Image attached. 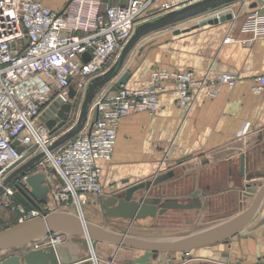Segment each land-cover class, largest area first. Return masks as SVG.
<instances>
[{
	"label": "built area",
	"instance_id": "1",
	"mask_svg": "<svg viewBox=\"0 0 264 264\" xmlns=\"http://www.w3.org/2000/svg\"><path fill=\"white\" fill-rule=\"evenodd\" d=\"M122 1V5L103 10L98 0H74L65 11H56L42 0H0V187L9 174L45 152L43 160L51 164L55 175L48 179V199L42 203L48 213L75 209L84 217L83 207L92 197L103 195L98 161L112 160L124 117L154 115L160 108L159 94L170 86L178 93V105L188 106L203 90L209 89V96L215 97L221 87L237 83L236 75L228 72L216 78H197L191 70L153 68L145 88L113 85L97 90L102 91L90 108V113L98 112L93 126L89 121L80 134L50 152L49 146L77 123L52 135L40 117L54 102L71 104V119L74 101L115 64L139 24L202 0ZM261 7L250 10L243 25L244 31L256 36L264 35ZM224 41L234 39L228 35ZM71 88L76 91L74 100ZM253 92L264 93V75L256 78ZM249 126L245 125L243 134ZM20 146L25 147L22 153ZM39 171L49 174L44 168ZM17 183L29 189L25 177ZM16 191L14 183L4 188L6 205L12 203ZM12 205L20 214L19 222L41 216L34 206ZM63 240V236H51L35 242V249ZM90 254L92 264H100L91 245Z\"/></svg>",
	"mask_w": 264,
	"mask_h": 264
},
{
	"label": "crops",
	"instance_id": "2",
	"mask_svg": "<svg viewBox=\"0 0 264 264\" xmlns=\"http://www.w3.org/2000/svg\"><path fill=\"white\" fill-rule=\"evenodd\" d=\"M60 1L55 5L50 0H42L52 9L63 11L69 0ZM98 1L103 10L123 4L122 0ZM219 12L200 14L175 27L172 46L165 45L169 34L158 37L163 44L155 50L151 48L155 41L146 39L139 45L134 58H129L126 70H131L132 75L125 86L145 88L152 69L156 67L191 70L197 78H216L222 73H233L237 77L236 85L221 87L215 97L209 96V89L203 90L188 106L178 105V93L170 86L159 94L160 108L154 115L134 113L124 117L118 128L112 160L98 161L104 190L101 196L122 194L120 190L125 182L128 185L149 182L172 171L174 178L152 188L154 194L162 191L165 197H187L202 187L207 194L208 208L219 201L226 204L223 210L227 212L238 205L241 207L247 200L245 194L233 188L261 185V173H264V93H254L253 86L256 78L264 75V35L256 36L243 30L247 16L244 12L235 21L207 25L180 35L173 33ZM228 35L234 41L225 42ZM142 47H145L143 51ZM93 114L92 111L90 118ZM246 124H250L249 130L243 134ZM242 155L245 157L244 176L240 173ZM48 172L55 176L52 168ZM165 188H170L171 192L166 193ZM142 194L139 192L137 197ZM98 198L92 197L90 204ZM87 207L93 205L87 204ZM243 210L241 207L224 220ZM19 218L20 214H17L16 219H11L9 227L18 224ZM151 219L154 218L141 220L144 224L140 225H147ZM93 220L90 221L97 223ZM101 220L98 224L103 223L102 217ZM107 226L118 232L145 237H170L135 229L136 223L128 224L122 219H108ZM75 242L82 258L91 262L89 241L78 238ZM95 253L100 264H136V258L143 254L142 251L101 243ZM171 258L174 264H264V205L252 223L228 242L187 254H172ZM152 262L159 264V260Z\"/></svg>",
	"mask_w": 264,
	"mask_h": 264
},
{
	"label": "water",
	"instance_id": "3",
	"mask_svg": "<svg viewBox=\"0 0 264 264\" xmlns=\"http://www.w3.org/2000/svg\"><path fill=\"white\" fill-rule=\"evenodd\" d=\"M74 0H69L63 11H65ZM235 0H202L189 6L157 16L151 20L143 22L136 27V30L119 54L115 64L101 77L93 81L88 87L86 97L83 101L77 123L70 130L63 133L48 148L51 152L80 134L90 121L93 126L98 118L95 111L90 120V101L94 93L103 86L114 82L116 88H120L128 83L132 73L125 70L124 66L131 51L138 44L143 35L152 30L175 25L183 20L198 16L212 8L229 3ZM248 1V0H246ZM250 9H257L264 6V0L248 2ZM235 15L231 11L219 13L197 24L184 29L174 30V35L191 32L207 25H218L227 21H233ZM145 47L141 48L143 51ZM84 59L88 61L90 56L84 54ZM76 91L71 88L70 98L75 99ZM73 111L71 104H61V100L54 104L45 112L40 120L46 124L52 135L64 128ZM19 152L25 151L24 146L18 148ZM46 153L41 152L33 156L6 178L3 186L0 187V195L4 188L14 183L17 190L41 212V216L24 222H19L11 227L0 231V253L17 249V253L3 259L0 264H92L85 261L79 254V245L75 242L78 238L89 241L92 249H96L98 244L114 245L118 248L142 251L143 254L136 258V264H155L152 261L159 260V264H174L172 254H187L193 250L211 247L220 243L228 242L235 236L241 234L254 220L264 205V183L257 188L245 187V194L253 200L249 207L240 213L219 223L210 225L190 232L188 234L170 237H145L128 232H118L107 226L108 219H122L130 224L137 220L154 218L157 215L166 214L171 210H191L201 209L202 198L205 192L201 189L195 190L189 198L181 199L168 197L163 200L162 196L152 197V188L159 186L174 178V172H167L154 178L149 182H139L128 185L125 182L120 191L122 194L112 196H100L93 204L98 206L103 223L88 221L79 215L75 209L70 211H56L48 213L43 207L48 199L49 178L52 173L46 174L37 171L30 174L33 168L45 157ZM241 175L245 173V157H241ZM25 177V183H17ZM139 192L146 193L137 197ZM51 236H63L61 243L50 245L46 248L33 249L25 252L23 247L48 240ZM228 258V255H225ZM110 261V260H109Z\"/></svg>",
	"mask_w": 264,
	"mask_h": 264
},
{
	"label": "rangeland",
	"instance_id": "4",
	"mask_svg": "<svg viewBox=\"0 0 264 264\" xmlns=\"http://www.w3.org/2000/svg\"><path fill=\"white\" fill-rule=\"evenodd\" d=\"M50 1L52 2V4H55V5L58 4L59 2H61L60 0H50ZM253 1H260V0H249V2H253ZM250 10H253V9H250L247 6L246 0H235V1H232L229 3L222 4V5L217 6L215 8H212L211 10H208L207 12H204V13H208V12L210 13V12H214V11H220L219 13H225L227 11H231L235 15V17H239V16H242L244 13H245V15H247V13L250 12ZM260 12H264L263 7L260 8ZM187 20H189V18L181 21L178 24L168 26V27H164V28L157 29V30H152V31L147 32L145 35H143L142 38L140 39V41L138 42V44L135 46V48L129 54L122 72H124L126 70V67L130 64L129 58L130 57H131V59L134 58L135 54L137 53V49H138L139 45L142 44L146 39L147 40L150 39V41H155L154 45H152V47H151V48H154L152 50H155L157 46L163 44L162 39L161 38L158 39V37L162 36L163 34H169V36H166L165 45H168V43H169L170 46H172L171 40L173 38L172 37L173 29L175 27L178 28V25L182 24V22L187 23ZM167 39H169V40H167ZM114 82L115 81L103 86L102 89L108 90L111 86L114 85ZM87 91H88V88L85 89L80 94L78 99L74 101L73 105H74L75 112L72 115L71 119H69V121L67 122L65 127L60 129L58 132H56L57 135H60L66 129L70 128L71 126H73L77 122L83 101H84L86 94H87ZM101 91H96L94 93V95L92 96V99L90 101V108L92 107L93 103H95V101L100 97ZM41 168H44L47 171H49V169H51L52 166L48 161L41 160L33 168L32 171L37 172V171L41 170ZM260 183H261V185L264 183V173H261V179H260L259 184ZM164 191L166 193H169V192H171V189L165 188ZM155 192H156V194H161L162 191H155ZM142 193H143L142 194L143 196L146 194L144 192H142ZM12 203H15V204L16 203L17 204L22 203L28 209L30 207L29 201L27 199H25L23 197V195L20 194L19 191H16L15 196L12 199ZM12 203L9 205H6L3 194L0 195V231L9 227V225L12 224V222H11L8 225L9 221L11 219H16L17 214H19V212L14 209V206L12 205ZM251 203H252V198L247 197L246 202L243 203L241 206L242 209L249 207ZM212 205L213 206L211 208L209 207L208 209H205V210H171L164 216L154 217V219H151V221L147 225H143V226L140 224H144V223H142L141 220H137V221H135L136 227H134V228L135 229L138 228L140 230L142 229L144 232L149 233V234H159V235H166V236L167 235L168 236L183 235V234H188L190 232L200 230V229L208 227L210 225L219 223V222H221V220L223 221L226 216L231 215L233 213H237L238 211L241 210V207H239V205H238L236 208L230 209L229 211L225 212L223 209H225L226 204L221 203L219 201L212 204ZM83 210H84V217L86 220L90 221L91 219H94L93 221H97V223L99 221H102L101 220L102 216H101L100 210L96 209L94 206L91 208H88L86 205L83 207ZM126 223L129 224V222H126ZM135 223H133V224H135ZM122 224H124V223L122 222ZM33 249H35L34 243L23 247V250L25 252H27L29 250H33ZM89 250H90V248H89ZM16 253H17L16 250H11V251H6V252L0 253V262L3 259H5L6 257L13 255V254H16Z\"/></svg>",
	"mask_w": 264,
	"mask_h": 264
},
{
	"label": "flooded vegetation",
	"instance_id": "5",
	"mask_svg": "<svg viewBox=\"0 0 264 264\" xmlns=\"http://www.w3.org/2000/svg\"><path fill=\"white\" fill-rule=\"evenodd\" d=\"M157 187V186H156ZM245 187H249V188H255V187H252V186H250V185H247V186H245ZM245 187H241V188H239V187H235V188H233V189H237L238 191H240L242 194H245ZM197 189H201L202 191H203V193L205 192V190H204V188H196L195 190H197ZM194 190V191H195ZM193 191V192H194ZM192 192V193H193ZM191 193V194H192ZM151 195H152V197H158V196H162V194H154L153 192L151 193ZM246 195V194H245ZM189 196L190 195H188L187 197H184V196H179V197H174V198H178L179 200H181V199H187V198H189ZM203 200H202V202H203V206H202V208L201 209H191V210H205V209H208V206H209V204H208V200H206V197H207V194H206V192H205V196H200ZM246 197H249V198H251L250 196H247L246 195ZM162 198H163V200H165L166 198H168V197H165V196H162ZM169 212V211H168ZM167 212V213H168ZM166 213V214H167ZM166 214H163V215H157V216H164V215H166ZM156 216V217H157Z\"/></svg>",
	"mask_w": 264,
	"mask_h": 264
},
{
	"label": "trees",
	"instance_id": "6",
	"mask_svg": "<svg viewBox=\"0 0 264 264\" xmlns=\"http://www.w3.org/2000/svg\"><path fill=\"white\" fill-rule=\"evenodd\" d=\"M21 194V193H20ZM22 195V194H21ZM24 197V196H23ZM25 198V197H24ZM26 199V198H25ZM29 205H30V207L29 208H32L33 207V205L29 202Z\"/></svg>",
	"mask_w": 264,
	"mask_h": 264
},
{
	"label": "bare ground",
	"instance_id": "7",
	"mask_svg": "<svg viewBox=\"0 0 264 264\" xmlns=\"http://www.w3.org/2000/svg\"><path fill=\"white\" fill-rule=\"evenodd\" d=\"M14 250H17V249H14ZM94 250V249H93ZM95 251V250H94Z\"/></svg>",
	"mask_w": 264,
	"mask_h": 264
}]
</instances>
